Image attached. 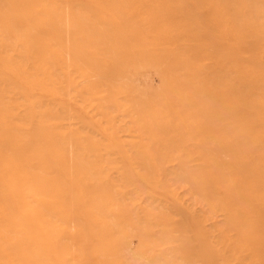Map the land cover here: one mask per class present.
Here are the masks:
<instances>
[{
	"label": "bare ground",
	"instance_id": "1",
	"mask_svg": "<svg viewBox=\"0 0 264 264\" xmlns=\"http://www.w3.org/2000/svg\"><path fill=\"white\" fill-rule=\"evenodd\" d=\"M0 264H264V0H0Z\"/></svg>",
	"mask_w": 264,
	"mask_h": 264
},
{
	"label": "rangeland",
	"instance_id": "2",
	"mask_svg": "<svg viewBox=\"0 0 264 264\" xmlns=\"http://www.w3.org/2000/svg\"><path fill=\"white\" fill-rule=\"evenodd\" d=\"M146 84H147V86H149V89H150L151 91L156 90L157 87H158V81H157L156 77L153 76V75L150 76V77L146 80Z\"/></svg>",
	"mask_w": 264,
	"mask_h": 264
}]
</instances>
